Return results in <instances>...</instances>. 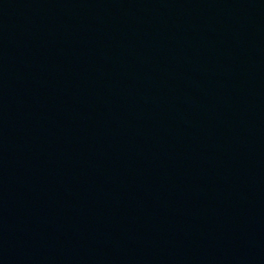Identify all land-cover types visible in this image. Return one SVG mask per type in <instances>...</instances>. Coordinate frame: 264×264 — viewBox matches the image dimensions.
<instances>
[{"label":"water","instance_id":"water-1","mask_svg":"<svg viewBox=\"0 0 264 264\" xmlns=\"http://www.w3.org/2000/svg\"><path fill=\"white\" fill-rule=\"evenodd\" d=\"M0 264H264V0H0Z\"/></svg>","mask_w":264,"mask_h":264}]
</instances>
